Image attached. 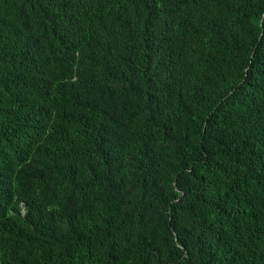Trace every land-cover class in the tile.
<instances>
[{
	"label": "trees",
	"instance_id": "trees-1",
	"mask_svg": "<svg viewBox=\"0 0 264 264\" xmlns=\"http://www.w3.org/2000/svg\"><path fill=\"white\" fill-rule=\"evenodd\" d=\"M0 264H264V0H0Z\"/></svg>",
	"mask_w": 264,
	"mask_h": 264
}]
</instances>
